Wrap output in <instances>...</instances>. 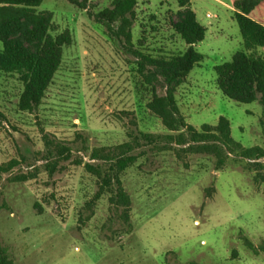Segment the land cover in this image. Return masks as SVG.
I'll return each instance as SVG.
<instances>
[{
	"label": "rangeland",
	"instance_id": "obj_1",
	"mask_svg": "<svg viewBox=\"0 0 264 264\" xmlns=\"http://www.w3.org/2000/svg\"><path fill=\"white\" fill-rule=\"evenodd\" d=\"M233 1L192 0L207 27L197 45L204 59L176 98L195 127L225 116L235 140L264 147L261 104L230 99L216 84L215 66L243 48ZM110 4L87 0L82 9L69 0H43L38 7L53 11L54 31L70 29L74 42L34 112L18 109V76L0 71V167H12L0 178V240L16 264H264L258 249L264 241V158L229 154L217 169L216 157L206 152L140 146L137 161L122 173L132 199L131 230L115 215L111 192L88 205L99 189L97 175L84 165L93 149L135 143L136 136L143 143L139 130L176 133L148 108L151 87L137 57L89 14ZM179 9L178 0H140L133 27L137 46L145 36L143 49L152 54L184 50L170 24ZM251 16L264 23V0ZM157 87L165 94L163 80ZM45 133L73 147L74 155L54 175L41 157ZM79 133L88 151L79 150ZM80 159L84 163L76 164ZM17 174L33 177L19 181Z\"/></svg>",
	"mask_w": 264,
	"mask_h": 264
},
{
	"label": "trees",
	"instance_id": "obj_2",
	"mask_svg": "<svg viewBox=\"0 0 264 264\" xmlns=\"http://www.w3.org/2000/svg\"><path fill=\"white\" fill-rule=\"evenodd\" d=\"M72 4L87 9V0H69ZM140 0H111V4L97 12H89L97 22L124 41L125 48L137 57L138 70L151 87L148 108L154 112L163 125L173 133L151 134L139 130L143 143L135 137V143L127 141L114 147L104 146L93 149L92 161L86 162V169L97 175L99 189L88 205L110 193V202L115 215L123 224L129 226L132 199L124 187L122 173L137 159V147L184 146L185 151L206 152L217 159V169H221L229 154L248 160L264 158V147L255 145L245 147L231 135V123L225 116H220L217 124H203L200 128L187 122L179 107L176 91L183 84L195 65L204 56L197 45L206 37L204 26L192 7V0H178L180 9L177 18L170 17V24L184 43L185 49L179 52L152 54L143 49L146 37L135 42L133 27L139 13L137 6ZM260 0H234V17L239 24L243 38V48L236 51L229 61L215 66L216 84L222 93L235 101L252 103L258 101L262 106L260 119L264 129V23L251 16ZM43 0H0V71L17 75L22 84L18 109L34 112L42 104L46 93L61 67L64 50L74 42L73 33L66 28L54 31V14L51 10H38ZM153 17V16H152ZM163 80L166 92L159 94L157 84ZM0 115L4 117L3 113ZM136 125L137 123L134 122ZM82 139V148L86 138ZM45 151L41 157L46 161L45 168L54 175L62 162L70 160L74 155L73 147L61 141L51 139L44 134ZM80 165L83 159L76 160ZM260 166L264 168V163ZM12 167H0L2 173L9 172ZM32 175L17 174L15 179L26 181ZM264 183V175L259 178ZM114 214V212H113ZM118 214V215H117ZM250 248L255 245L245 238ZM264 251V241L258 246ZM0 264H16L8 250L0 240ZM188 264H198L190 261Z\"/></svg>",
	"mask_w": 264,
	"mask_h": 264
},
{
	"label": "crops",
	"instance_id": "obj_3",
	"mask_svg": "<svg viewBox=\"0 0 264 264\" xmlns=\"http://www.w3.org/2000/svg\"><path fill=\"white\" fill-rule=\"evenodd\" d=\"M195 10V9H194Z\"/></svg>",
	"mask_w": 264,
	"mask_h": 264
}]
</instances>
